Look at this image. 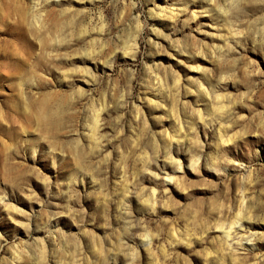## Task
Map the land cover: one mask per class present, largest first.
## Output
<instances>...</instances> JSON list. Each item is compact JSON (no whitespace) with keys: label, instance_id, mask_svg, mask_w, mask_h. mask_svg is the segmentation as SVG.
<instances>
[{"label":"rangeland","instance_id":"1","mask_svg":"<svg viewBox=\"0 0 264 264\" xmlns=\"http://www.w3.org/2000/svg\"><path fill=\"white\" fill-rule=\"evenodd\" d=\"M0 264H264V0H0Z\"/></svg>","mask_w":264,"mask_h":264},{"label":"bare ground","instance_id":"2","mask_svg":"<svg viewBox=\"0 0 264 264\" xmlns=\"http://www.w3.org/2000/svg\"><path fill=\"white\" fill-rule=\"evenodd\" d=\"M240 240H242V239L240 238Z\"/></svg>","mask_w":264,"mask_h":264}]
</instances>
